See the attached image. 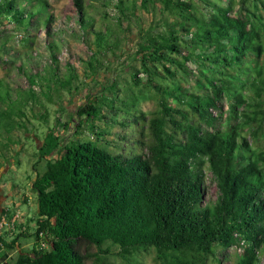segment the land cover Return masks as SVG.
I'll list each match as a JSON object with an SVG mask.
<instances>
[{
    "label": "trees",
    "instance_id": "obj_1",
    "mask_svg": "<svg viewBox=\"0 0 264 264\" xmlns=\"http://www.w3.org/2000/svg\"><path fill=\"white\" fill-rule=\"evenodd\" d=\"M71 3L77 31L57 25L47 0H0V31L6 30L5 20L21 37L24 54L16 69L28 84L23 95L12 98L14 90L0 80V125L9 130L0 134L3 150L13 145L10 133L27 130V123L43 122L47 115L46 103L34 92L43 78L40 69L31 72L23 64L40 59L36 42L48 52L55 83L65 33L90 49V59L106 51L108 33L91 29L86 1ZM111 4L118 23L138 10L158 17L155 31L140 30L135 54L144 83L159 98V109L148 123L146 153L112 154L90 140L64 143L49 130L38 146L45 171L37 173L31 185L37 199L35 230L16 225L9 242L4 232L0 261L14 251L12 264H102L99 254H109V248L102 250L109 244L127 264L149 250L155 252L157 264H222V252L241 244L233 264H264V153L241 136L244 126L256 135L264 122V0ZM39 29L43 36L30 32ZM64 66L72 70L70 63ZM90 69L94 71L92 65ZM178 71L187 76L190 87L152 82L163 74L175 79ZM140 72L134 71L133 78ZM72 81H62L63 88ZM240 107L243 112L238 113ZM99 113L90 101L76 111L83 123ZM223 115L232 122L221 129L216 124ZM205 169L216 187V197L210 200ZM30 239L32 246L26 250L22 241ZM91 248L97 253L89 254Z\"/></svg>",
    "mask_w": 264,
    "mask_h": 264
},
{
    "label": "rangeland",
    "instance_id": "obj_2",
    "mask_svg": "<svg viewBox=\"0 0 264 264\" xmlns=\"http://www.w3.org/2000/svg\"><path fill=\"white\" fill-rule=\"evenodd\" d=\"M85 1L88 5L87 14L93 20L91 29L108 33L104 36L108 44L104 47L106 51H103L102 55L95 54L94 58L90 59V49L78 40L77 36L65 33L62 36V43H59V69L56 75L59 80L56 83L51 81L54 77L51 76L52 69L48 52L42 42H36L38 44L36 50L42 54L40 59L33 60L31 63L23 62L28 71L34 72L36 69H40L43 78L37 82L34 92L40 101L46 103L47 115H43L45 117L43 122L31 120L33 124L27 123V130L10 133L9 136L14 141L13 145L4 150L2 147L0 148L1 188L4 196L10 201L9 207H11V199L15 202L14 208L8 214L9 217L17 212L21 219L28 209L22 203L21 197L32 195L33 198H36L31 190V181L35 179L37 173L42 174L45 171V161H39L38 146L49 130H54V133L59 135L64 143L90 140L112 154L128 155L133 152L145 155L146 153L143 146L149 140L148 123L159 109V98L154 90L149 89L144 83L146 76L139 71V63L135 61V54L140 41V30L155 31L158 17L155 18L154 15L138 10L134 16L118 23V14L111 4L113 0ZM47 2L52 6L51 12L57 20L58 26L61 24L64 27H71L75 31L78 30L74 24L76 13L71 0H47ZM112 13L114 15H111ZM2 24V28L6 30L0 31V48L4 46V49L0 51V80L9 83L10 88L14 90L11 96L16 98L28 90L25 77L19 74L16 69V66L22 64L18 60L23 57L24 48L21 47L19 41L21 37L16 35L17 32H14L5 20H2ZM30 32L43 36V29ZM5 40L7 41L5 42ZM65 62L70 63L72 70H68L64 66ZM89 62L94 68L93 72ZM137 70L140 73L134 79L133 74ZM240 76L244 83L243 73ZM163 77L154 76L152 82L160 83L166 88L173 86L188 88L191 86L190 80L182 71H178L175 79L169 78L166 74H163ZM70 78L73 79L71 85L63 88L62 81ZM136 80L140 81L136 82ZM47 99H50L51 102L48 103ZM88 101L92 102V105H97L100 113L96 118H91L89 122L83 123L82 118L77 117L76 111L79 106ZM7 104L9 106V103ZM167 104L172 103L167 101ZM37 111L39 110L35 109V112ZM241 111L240 107L237 112ZM41 113L44 111H40L39 114ZM140 116L145 118L141 119ZM230 122L232 120L227 115H223L217 121L216 126L223 129ZM3 128L4 126L0 125V134L5 132ZM8 131L7 129L5 133ZM99 133L102 135H97ZM241 136L246 139L253 150L264 153V122L261 123L256 135L251 134L249 126H244ZM204 173L206 200L214 199L216 197L215 184L207 169ZM32 214H36V206L33 207L30 216ZM24 220L26 219L24 218ZM25 224H27V220ZM16 225L18 226V223ZM28 226L32 231L30 222ZM24 243H26L25 249L28 250L32 246V239ZM106 248H109V254H99L102 264H127L116 255L118 252L116 246L105 244L102 250H106ZM88 252L95 254L97 249L91 248ZM2 253L3 251H0V255ZM222 254L224 255L222 264H233L239 255L234 246ZM16 255V252L9 251L6 258L0 262L12 264ZM154 257L153 250L140 253L136 255L134 264H157ZM215 263L212 260L208 262V264ZM85 264H93V261L88 260Z\"/></svg>",
    "mask_w": 264,
    "mask_h": 264
},
{
    "label": "crops",
    "instance_id": "obj_3",
    "mask_svg": "<svg viewBox=\"0 0 264 264\" xmlns=\"http://www.w3.org/2000/svg\"><path fill=\"white\" fill-rule=\"evenodd\" d=\"M33 181L34 180L31 181V185H32V182ZM21 200H22V203H24L28 207V209L23 214V217L21 216V219L17 222L18 223V226L19 225H22L23 227L24 226L29 227L28 226V223L30 222V224L32 225V231H34L35 230V223L34 222H35V219L37 218V199L36 198H33L32 195H28V196L21 197ZM9 203H10V201L7 199V197L4 196V192L2 191L1 184H0V215L3 214V213H5V212L8 215L9 212L12 210V208H14L15 202L12 199H11V205H10L11 207H9ZM34 206H36V214H32L30 216V213L32 212V209H33ZM24 218L27 220V224H25V221L26 220H24ZM6 236L7 237H5L3 239L5 241L9 242L11 240V237L13 235L12 236H9L8 234H6ZM24 242H26V241H22V247L25 249L26 243H24Z\"/></svg>",
    "mask_w": 264,
    "mask_h": 264
},
{
    "label": "built area",
    "instance_id": "obj_4",
    "mask_svg": "<svg viewBox=\"0 0 264 264\" xmlns=\"http://www.w3.org/2000/svg\"><path fill=\"white\" fill-rule=\"evenodd\" d=\"M111 15H114L113 13ZM20 220V215L16 212L12 217H9L6 213L0 215V236L5 232L9 236L14 235L16 231V224ZM237 248V252L241 254L242 247L240 245L234 246Z\"/></svg>",
    "mask_w": 264,
    "mask_h": 264
}]
</instances>
